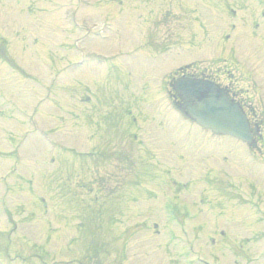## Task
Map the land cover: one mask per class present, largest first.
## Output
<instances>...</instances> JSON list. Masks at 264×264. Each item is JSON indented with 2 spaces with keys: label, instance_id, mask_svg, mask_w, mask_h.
Returning a JSON list of instances; mask_svg holds the SVG:
<instances>
[{
  "label": "rangeland",
  "instance_id": "1",
  "mask_svg": "<svg viewBox=\"0 0 264 264\" xmlns=\"http://www.w3.org/2000/svg\"><path fill=\"white\" fill-rule=\"evenodd\" d=\"M161 3L163 29L148 16V9ZM262 10L264 0H0V150L5 152L0 153V264H264V156L255 160L244 144L222 140L171 111L161 88L164 76L178 63L206 55L226 57L234 65L236 58L230 60L235 52L223 43L236 42L241 63L239 71H231L233 78H245L238 87L245 89L264 120ZM70 14L76 18L73 23ZM81 16L98 22L93 34L74 27ZM166 30L177 44L161 57L160 77H141L147 66L161 63L159 53L137 56L132 50V63L140 66L134 86L118 77L123 74L118 71L120 58L110 57L85 64L86 71L90 67L95 72L84 80L95 89V104L79 100V66L73 73L69 66L58 73L55 81L61 85L53 91L57 98L45 97L49 53L44 55V50H52L45 42L50 38L54 46L67 43L64 52L52 51L62 67L78 61L79 43L74 41L79 37L106 52L118 41L124 47L123 40L158 45ZM216 65L221 72L231 70V65ZM126 82L132 86L125 87ZM57 99L62 110L51 108ZM125 104L119 119L114 111ZM96 106L109 113L102 118L104 112ZM83 107L99 113L94 121L101 128L95 135L91 121L81 123ZM142 109L150 124L138 117L139 129L118 131L113 124L109 127L114 131L105 129L114 122L124 127ZM103 131L109 134L99 137ZM95 148L96 155H91ZM162 173L163 190L150 193L146 185H159L151 182ZM93 177L98 189L77 186ZM227 181L235 184L230 187ZM143 182L150 183L145 190ZM256 183L261 185L254 192ZM168 197L175 201L174 215L164 211H171ZM182 201L189 203L186 209ZM6 209L31 240L17 231L9 236L13 224ZM6 236L15 246L24 243L20 257Z\"/></svg>",
  "mask_w": 264,
  "mask_h": 264
},
{
  "label": "water",
  "instance_id": "2",
  "mask_svg": "<svg viewBox=\"0 0 264 264\" xmlns=\"http://www.w3.org/2000/svg\"><path fill=\"white\" fill-rule=\"evenodd\" d=\"M185 97L194 100L190 110L202 122L210 123L243 138L251 139L244 114L237 105H233L229 101L224 93L217 91L210 85L197 83L191 84V91Z\"/></svg>",
  "mask_w": 264,
  "mask_h": 264
},
{
  "label": "flooded vegetation",
  "instance_id": "3",
  "mask_svg": "<svg viewBox=\"0 0 264 264\" xmlns=\"http://www.w3.org/2000/svg\"><path fill=\"white\" fill-rule=\"evenodd\" d=\"M159 48H162L161 46ZM197 66L196 65H190L187 69H177L174 70L171 74H170V79L168 80V92L169 94L172 96V98L174 99V102L178 103V106L180 105V102H178V97H177V93L174 89V79L185 74V75H193V74H197V76H204V77H210L211 78V74H212V66H205L202 69H199V72H197ZM217 70V69H216ZM225 85V89H227V91H231L232 94H237L239 95V91L238 89L235 87V85L233 84V80H229L227 83H224ZM242 103V100L240 101ZM130 125V124H129ZM128 125H125L124 127H120L114 125L113 129H118V131L121 129H124L125 127H127ZM127 129V128H125ZM114 131V130H113ZM136 138V134L134 136Z\"/></svg>",
  "mask_w": 264,
  "mask_h": 264
},
{
  "label": "bare ground",
  "instance_id": "4",
  "mask_svg": "<svg viewBox=\"0 0 264 264\" xmlns=\"http://www.w3.org/2000/svg\"><path fill=\"white\" fill-rule=\"evenodd\" d=\"M34 44H35V42H34ZM43 46H44V44H42V46H41V47L44 49V47H43ZM45 49H46V48H45Z\"/></svg>",
  "mask_w": 264,
  "mask_h": 264
}]
</instances>
